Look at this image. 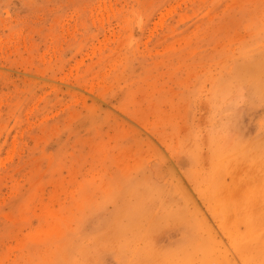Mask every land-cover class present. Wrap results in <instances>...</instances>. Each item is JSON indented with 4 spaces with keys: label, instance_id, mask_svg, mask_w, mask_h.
Wrapping results in <instances>:
<instances>
[{
    "label": "rangeland",
    "instance_id": "374dc122",
    "mask_svg": "<svg viewBox=\"0 0 264 264\" xmlns=\"http://www.w3.org/2000/svg\"><path fill=\"white\" fill-rule=\"evenodd\" d=\"M263 149L264 0H0V264H264Z\"/></svg>",
    "mask_w": 264,
    "mask_h": 264
},
{
    "label": "bare ground",
    "instance_id": "6f19581e",
    "mask_svg": "<svg viewBox=\"0 0 264 264\" xmlns=\"http://www.w3.org/2000/svg\"><path fill=\"white\" fill-rule=\"evenodd\" d=\"M263 66V64H262ZM255 68V67H254ZM253 68V69H254ZM262 69V68H261ZM251 71V70H250ZM254 73V72H253ZM256 73V72H255ZM248 75V74H247ZM253 76V74H252ZM260 77V76H259ZM256 80V79H255ZM257 81V80H256ZM262 148V147H261ZM255 150V149H254ZM264 150V149H263ZM263 158V157H262ZM255 160V159H254ZM253 163V162H252ZM248 164V162H247ZM255 167V166H254ZM247 168V167H246ZM252 173V172H251ZM240 187V186H239ZM140 193V192H139ZM138 194V193H137ZM148 194V193H147ZM144 195V193H143ZM140 197V196H139ZM145 197V196H144ZM213 202H217L220 201L222 202L223 205L222 206V210L225 206V208L228 206V203L226 202V204L221 200V198L218 197L217 194H214L211 196ZM146 201V199H145ZM142 202V201H141ZM136 203V202H135ZM137 204V203H136ZM221 204V203H220ZM135 205V204H134ZM124 207V206H123ZM236 207V206H235ZM121 208V207H120ZM150 208V207H149ZM218 208V207H217ZM142 209V207H141ZM140 209V210H141ZM257 209L260 213L264 214V178L262 179V181L260 182V184L257 185L256 188H254V191H250L248 197L246 198L245 202H241L239 205V211L238 214H236V216L241 217L242 221L245 222L247 225L251 223L250 226H252V229L256 228L258 225L261 224V222L264 223V216L263 217H253V215H251L253 213V210ZM123 210V209H122ZM125 211V209H124ZM146 211V210H145ZM149 211V210H148ZM167 212V211H166ZM136 213V212H135ZM134 213V214H135ZM140 213V212H139ZM125 214V213H124ZM170 214V213H169ZM133 215V214H132ZM131 215V216H132ZM168 215V214H167ZM135 216V215H134ZM138 216V215H136ZM121 217V216H120ZM169 217V216H168ZM134 218V217H133ZM172 218V217H171ZM137 219V217H136ZM139 220V218H138ZM136 221V220H135ZM167 222V221H166ZM241 222V221H240ZM155 223V222H154ZM254 224V225H252ZM114 225V224H113ZM117 225V224H116ZM115 226V225H114ZM116 227V226H115ZM120 227V226H119ZM128 227V226H127ZM138 229V228H137ZM263 229V228H262ZM114 230V228H113ZM116 231V229H115ZM138 233V231H136ZM141 235V234H140ZM262 237H264V234L262 235ZM261 237V238H262ZM138 238V237H137ZM118 247V245H116ZM181 249V248H180ZM171 256V255H170ZM178 263L175 261V263L177 264H188V259L186 257V253L185 250L182 249L181 252L178 253ZM176 257V256H175ZM157 258V256H156ZM170 259V258H169ZM167 259V261L169 260ZM88 260V259H87ZM127 261V260H126ZM162 261V260H161ZM159 262V261H158ZM81 264V263H80ZM155 264V263H154ZM162 264V263H161ZM197 264V263H196Z\"/></svg>",
    "mask_w": 264,
    "mask_h": 264
}]
</instances>
